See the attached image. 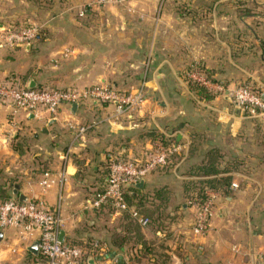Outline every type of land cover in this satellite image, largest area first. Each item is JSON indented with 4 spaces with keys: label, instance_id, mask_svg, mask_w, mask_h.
I'll return each instance as SVG.
<instances>
[{
    "label": "crops",
    "instance_id": "1",
    "mask_svg": "<svg viewBox=\"0 0 264 264\" xmlns=\"http://www.w3.org/2000/svg\"><path fill=\"white\" fill-rule=\"evenodd\" d=\"M90 3L0 0V31L28 24L40 29L29 45L0 48V79L26 87L143 85L145 101L121 116L110 103L79 104L75 112L65 104L56 118L45 111L13 116L0 103V184L15 199L23 195L58 207L63 242L92 239L109 251L105 259L96 256V264H264L257 258L264 250V128L228 97V90L242 84L264 95V0ZM194 72L206 84L195 82ZM190 83L203 86L209 97L199 96ZM74 119L91 125L81 140L67 127ZM151 133L182 146L136 187L149 199L163 189L165 205L153 215L154 224L140 226L149 251L141 244L116 248L112 234L122 232L121 213L86 202L106 181L107 158L140 156L159 141ZM211 150L219 167L234 169L228 195L213 191L214 214L206 234L196 237L187 186L199 178L190 170ZM45 169L56 184L43 193L38 181ZM0 231V264H34L29 246L37 233L23 240L16 228Z\"/></svg>",
    "mask_w": 264,
    "mask_h": 264
},
{
    "label": "built area",
    "instance_id": "2",
    "mask_svg": "<svg viewBox=\"0 0 264 264\" xmlns=\"http://www.w3.org/2000/svg\"><path fill=\"white\" fill-rule=\"evenodd\" d=\"M109 1L90 0V4L101 6ZM83 13L84 9L81 10L80 15ZM39 36L40 29L35 24L9 26L0 31V48L29 45ZM190 77L197 83L206 84V80L198 72L190 73ZM228 97L234 108L257 118L264 128V98L261 91L251 85L242 84L228 90ZM144 101L143 85L130 90L117 89L108 84L82 88L46 86L29 88L9 79H0V103L10 108L13 116L20 111L33 114L45 111L51 118H56L63 105H70L74 102L78 105L88 102L110 103L114 105L116 115L121 116L138 110ZM66 124L75 140H81L91 126L75 119L67 120ZM70 148L63 152V160L69 157ZM181 148V144L176 142L164 145L158 141L140 156L122 154L110 156L107 162L106 183L102 190L90 193L86 206L95 209L106 207L117 214L129 211L131 217L140 226H148L147 217L129 208L125 201L124 190L126 187L135 186L155 170L166 167L173 155L180 152ZM54 184H56V179L53 173L49 170L44 171L38 181L41 192H46ZM231 187L234 189L237 184L233 182ZM205 196L202 202H198L196 197L189 201L194 207L190 230L196 237L206 234L209 219L214 214V192L206 189ZM61 224L62 218L58 207L50 209L41 199L20 201L11 198L0 201V229L16 228L23 240L30 239L34 233L38 234L34 264H96L94 259L86 255L80 246L60 241ZM109 255L108 253L105 258ZM116 256L113 254L114 260H117ZM257 258L264 261V250L257 255Z\"/></svg>",
    "mask_w": 264,
    "mask_h": 264
},
{
    "label": "trees",
    "instance_id": "3",
    "mask_svg": "<svg viewBox=\"0 0 264 264\" xmlns=\"http://www.w3.org/2000/svg\"><path fill=\"white\" fill-rule=\"evenodd\" d=\"M190 86L197 94L201 97L207 98L209 97L206 89L203 86H200L197 83H190ZM153 140H159L164 145H169L172 142L168 139H165L163 136H159L155 133L150 134ZM18 146V145H17ZM176 156L173 155V157ZM172 157V158H173ZM105 163V175L107 177V162ZM218 154L217 151L211 150L209 154L206 155L205 161L199 163L194 168L190 170V175H196L199 177L196 180H192V182L187 186L188 198L189 200L194 199L196 197L198 202H202L205 199V190L209 189L211 191H219L222 194L228 195L229 192V184L231 181L230 171L234 168L229 166L219 167L218 165ZM45 169L43 171H46ZM106 181L97 189L93 190L91 193H95L103 189ZM186 188V187H185ZM139 189L136 186L126 187L124 190L125 201L128 204L129 208L137 211V213L141 216L147 217L149 219V224L152 225L156 221L153 218L155 213H158L160 207L165 205L164 198V190L157 189L153 192L149 199L147 194L139 195ZM10 189L8 187L5 188L3 184H0V201H5L7 199H11L13 196L10 194ZM14 198V197H13ZM154 199L158 200V202L154 201ZM149 207H145V204H149ZM104 207L98 208L102 209ZM149 208V210L147 209ZM122 220L121 228L122 232H114L112 234V245L116 248H125L128 244L134 246L136 244H141L142 248H145L147 251L150 250L149 246H146V242L143 240L140 232V225L137 223L135 219H133L129 213V211L121 212ZM80 246L85 252L86 255L91 256L93 259L96 256H100L105 258L109 251L106 249L101 250L102 244L96 240H89L86 243H78L74 244Z\"/></svg>",
    "mask_w": 264,
    "mask_h": 264
},
{
    "label": "water",
    "instance_id": "4",
    "mask_svg": "<svg viewBox=\"0 0 264 264\" xmlns=\"http://www.w3.org/2000/svg\"><path fill=\"white\" fill-rule=\"evenodd\" d=\"M28 87L29 88H33V87H30V86H28ZM262 97L264 98L263 94H262ZM70 105H71V111L75 112V110L77 109L78 104L74 102V103H72ZM142 183H143V180L139 181L135 186L136 187H141ZM15 188L16 189L14 190V192L17 193V186ZM24 199H25V197L23 195L19 196V200L20 201H23ZM1 236H2V233L0 231V238H1ZM59 239H60V241H63V231L59 232ZM29 251H31L32 253H37V242H34V243H32L29 246ZM90 262L92 263L91 260H90Z\"/></svg>",
    "mask_w": 264,
    "mask_h": 264
},
{
    "label": "rangeland",
    "instance_id": "5",
    "mask_svg": "<svg viewBox=\"0 0 264 264\" xmlns=\"http://www.w3.org/2000/svg\"><path fill=\"white\" fill-rule=\"evenodd\" d=\"M96 188H99V187H96Z\"/></svg>",
    "mask_w": 264,
    "mask_h": 264
}]
</instances>
